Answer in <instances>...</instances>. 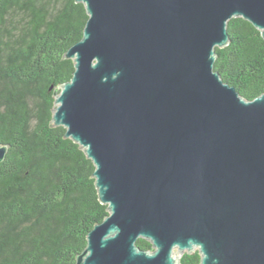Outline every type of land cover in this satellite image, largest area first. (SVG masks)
Here are the masks:
<instances>
[{
    "label": "water",
    "instance_id": "1",
    "mask_svg": "<svg viewBox=\"0 0 264 264\" xmlns=\"http://www.w3.org/2000/svg\"><path fill=\"white\" fill-rule=\"evenodd\" d=\"M76 3L88 19L52 124L91 160L109 215L75 264H179L196 250L199 264H264V93L247 101L214 71L231 19L264 40V0Z\"/></svg>",
    "mask_w": 264,
    "mask_h": 264
},
{
    "label": "trees",
    "instance_id": "2",
    "mask_svg": "<svg viewBox=\"0 0 264 264\" xmlns=\"http://www.w3.org/2000/svg\"><path fill=\"white\" fill-rule=\"evenodd\" d=\"M88 19L76 0H0V264H75L88 233L108 215L98 200L94 166L54 127V90L69 82L67 50ZM229 43L215 48L214 71L252 101L264 93V40L233 18ZM137 246L151 251L149 242ZM198 251L179 264H199Z\"/></svg>",
    "mask_w": 264,
    "mask_h": 264
},
{
    "label": "rangeland",
    "instance_id": "3",
    "mask_svg": "<svg viewBox=\"0 0 264 264\" xmlns=\"http://www.w3.org/2000/svg\"><path fill=\"white\" fill-rule=\"evenodd\" d=\"M197 251V250H196Z\"/></svg>",
    "mask_w": 264,
    "mask_h": 264
}]
</instances>
